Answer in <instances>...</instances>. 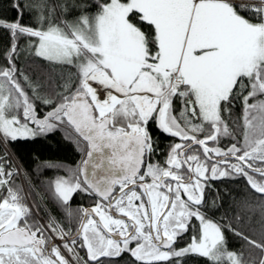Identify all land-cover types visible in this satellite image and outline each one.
<instances>
[{"label":"snow or ice","instance_id":"snow-or-ice-1","mask_svg":"<svg viewBox=\"0 0 264 264\" xmlns=\"http://www.w3.org/2000/svg\"><path fill=\"white\" fill-rule=\"evenodd\" d=\"M12 7L17 19L0 18L12 38L8 66L0 67V141L74 128L87 158L56 179L55 195L69 216L73 194L95 199L78 209L74 235L54 218L41 224L13 180L18 173L0 158V264H105L125 253L133 264H171L189 253L208 264H247L202 207L207 181L218 177H244L264 195V100L248 103L264 96V0L258 7L97 0L94 13L89 0H14ZM74 10L79 15L69 19ZM26 12L31 24L22 23ZM21 37L36 56L75 69L62 90L43 93L19 72ZM236 99L244 105L242 139L241 126L225 117ZM38 103L50 110L41 116ZM152 127L179 138L163 163L152 162ZM223 138L234 142L222 148ZM190 229L191 243L175 248ZM249 243L264 253V244ZM253 264H264V255Z\"/></svg>","mask_w":264,"mask_h":264},{"label":"trees","instance_id":"trees-1","mask_svg":"<svg viewBox=\"0 0 264 264\" xmlns=\"http://www.w3.org/2000/svg\"><path fill=\"white\" fill-rule=\"evenodd\" d=\"M69 2L79 3L80 0H69ZM96 2L97 0H89L92 4L90 11L93 13L96 11ZM98 2L102 3L103 0ZM13 3L14 0H0V18L6 21L17 19V13L12 7ZM238 3L247 7L260 6L254 2ZM241 14L246 18L249 15ZM33 15L26 12L22 23L31 24ZM77 15L79 13L74 10L68 18L71 19ZM16 43L18 55L14 63L19 72L33 83H39L43 93L50 95L53 91L62 90L61 86L69 75L75 72V69L36 56L31 49L28 37H21ZM11 45L12 38L9 31L0 27V67L8 66L6 57ZM37 108L41 116L50 110L39 103ZM237 113L236 104L232 103L230 112L225 115L234 117ZM151 130L152 134L157 132L155 127ZM7 144L19 165L22 166L21 168L24 169L28 181L33 185L29 196L38 210H45L48 206L60 222L70 228L69 226L74 223L71 221L74 216L67 214L62 202L55 195V181L81 168L86 156L87 143L75 133L72 127L68 126L52 132L38 133L26 139L7 141ZM3 147L0 143V155L5 154ZM5 163L10 164L13 169L11 161H5ZM13 180L20 187L17 175L13 177ZM88 196L83 192L75 193L70 200V207L83 204ZM202 208L208 218L223 226L227 248L241 253L247 264H253L264 255L259 248L249 243V241H255L264 244V195H259L240 184H224L219 192L215 188H210ZM233 230L240 235L234 234ZM171 264H208V261L196 253H189L178 260H172Z\"/></svg>","mask_w":264,"mask_h":264},{"label":"flooded vegetation","instance_id":"flooded-vegetation-1","mask_svg":"<svg viewBox=\"0 0 264 264\" xmlns=\"http://www.w3.org/2000/svg\"><path fill=\"white\" fill-rule=\"evenodd\" d=\"M244 95H247V93L245 92ZM256 100H264V96H258V97H256V99H250L248 101V103L249 104L255 103ZM233 103L236 104V108L238 109V113L234 117L228 116V115H225V117L229 120V126L230 127L233 126L232 122H236V124L241 126L240 127L241 135L238 136V138L242 139L243 107H244V105L242 103V99H236V100L233 101ZM176 106L178 108L180 106L179 103H177ZM155 136H156V140H157L156 141V145H155L156 153L152 157V162L153 163H155V162L163 163L164 160L166 159L167 153L169 151L168 146L170 144H174V143L179 142V138L171 137L168 134H161L159 131H157V132H155L153 134L154 139H155ZM160 140L162 141L161 142L162 144L160 143ZM233 142L234 141L231 138H223L221 140L220 146L222 148H226V147L230 146V144L233 143ZM210 146H211V143H210ZM250 174H252V173H250ZM208 176L209 177L211 176L210 172L208 173ZM256 178L260 179L259 176H256ZM224 184H240V185L252 190L253 192H255L253 189L250 188L249 184L247 183V181H246V179L244 177L236 176V175H233L232 177H224V178H219L218 177L216 179H209L207 181V187L205 189V200H206V197H207V192L210 191V188H215V190L217 192H219V190L221 189V187H223ZM257 194H259V193H257ZM259 195H261V194H259ZM94 199L95 198L93 196L89 195L87 197V201L86 202L84 201L83 204L76 205L73 208H77V209H79V208H91V207L94 206ZM202 211L204 212L203 208H202ZM39 213L41 214L42 219H45V221L43 220V223H45L46 222L45 215L47 217V214L44 215L45 212L42 213L41 211ZM33 216H34V218L36 220H38V221L40 220L34 213H33ZM79 216H80V213H77L76 219H75L74 223L70 227L73 235L75 234V229H76V227L79 224ZM94 218L97 219V220L99 219L98 217H94ZM76 221H77V223H76ZM39 222L42 224L41 221H39ZM48 222H49V220H48ZM48 222H46V223H48ZM193 223L196 224L197 227H198V221L194 220ZM194 234L195 233L190 229L187 233H185L183 235V237L181 239H179L175 243V248H177V249L183 248L184 246L187 245V242H189V241L191 243V240H192V237H193ZM55 243L58 246H61V248H62L61 241L58 238L55 239ZM78 243H79V241H78ZM77 250H78L79 256L84 258L85 260H87L86 249H79L78 248ZM62 251H63V248H62ZM65 255H67V254L65 253ZM105 264H133V259L130 257V255L128 253H125L119 258H114L112 260H106Z\"/></svg>","mask_w":264,"mask_h":264},{"label":"rangeland","instance_id":"rangeland-1","mask_svg":"<svg viewBox=\"0 0 264 264\" xmlns=\"http://www.w3.org/2000/svg\"><path fill=\"white\" fill-rule=\"evenodd\" d=\"M31 137H33V136H31ZM4 144H5V146L6 147H8V144H7V142H3ZM5 150V149H4ZM0 158H3L4 159V162L5 161H10V159H9V157L7 156H1ZM16 159V158H15ZM13 163V162H12ZM22 167V166H21ZM22 170H23V173L20 175V178H19V181H20V188L22 189V185H21V180H23L24 182H25V185H26V191H27V193H28V195H26V193L24 192V191H22V195L26 198V202H27V204H28V206L30 207V208H32L33 206H34V208H35V210H33L32 209V211H33V213L35 214V212H36V214H37V216H39V218H40V220L39 221H41L42 222V224H47L46 222H48V220H49V218L51 217V218H54L62 227H63V229H64V231L65 232H68L69 230H70V228H67L66 226H64L63 225V223H61L60 222V220L56 217V214L54 215V213L50 210V208L47 206L46 207V209L45 210H41V212L42 213H44V215L45 214H47V217H46V215H45V218H46V222L45 223H43V220L45 221V219H41L42 218V216H41V214L39 213L40 211L38 210V207H37V205L33 202V200H32V198H30V189H31V187H33V185L28 181L29 179L27 178V175H26V173H25V171H24V169L22 168ZM67 175H64V177H66ZM23 190V189H22ZM28 197H29V200H28ZM31 203H32V205L33 206H31ZM35 204V205H34ZM71 209H72V213H71V216L73 215L74 217H73V220H71V221H75V218H76V214L77 213H79V211H78V209L77 208H73V207H71ZM35 211V212H34ZM35 214V215H36ZM213 221V220H212ZM76 223H77V221H76ZM69 227H71V226H69ZM69 229V230H68ZM188 244H190V241L189 242H187V245ZM186 245V246H187ZM186 246H184V247H186ZM183 247V248H184ZM181 249V248H180Z\"/></svg>","mask_w":264,"mask_h":264},{"label":"water","instance_id":"water-1","mask_svg":"<svg viewBox=\"0 0 264 264\" xmlns=\"http://www.w3.org/2000/svg\"><path fill=\"white\" fill-rule=\"evenodd\" d=\"M73 129H74V128H73ZM109 153H110V150L107 149V148H105V149H104V154L107 155V154H109ZM95 155H98V154H95ZM86 158H87V156H86ZM86 158H85V159H86ZM81 167H82V166H81ZM91 171H92V169H91V165H89V175H91ZM97 174H98V176H99V175H101V174H103V173L101 172V170L98 169V170H97Z\"/></svg>","mask_w":264,"mask_h":264},{"label":"bare ground","instance_id":"bare-ground-1","mask_svg":"<svg viewBox=\"0 0 264 264\" xmlns=\"http://www.w3.org/2000/svg\"><path fill=\"white\" fill-rule=\"evenodd\" d=\"M0 143H1L3 146H5V144L3 143V141H0Z\"/></svg>","mask_w":264,"mask_h":264},{"label":"crops","instance_id":"crops-1","mask_svg":"<svg viewBox=\"0 0 264 264\" xmlns=\"http://www.w3.org/2000/svg\"><path fill=\"white\" fill-rule=\"evenodd\" d=\"M236 2H237V0H236Z\"/></svg>","mask_w":264,"mask_h":264}]
</instances>
